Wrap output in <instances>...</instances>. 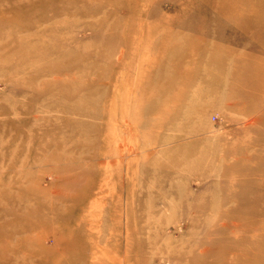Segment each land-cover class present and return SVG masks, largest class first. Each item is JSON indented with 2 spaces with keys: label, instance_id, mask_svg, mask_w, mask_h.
Listing matches in <instances>:
<instances>
[{
  "label": "rangeland",
  "instance_id": "obj_1",
  "mask_svg": "<svg viewBox=\"0 0 264 264\" xmlns=\"http://www.w3.org/2000/svg\"><path fill=\"white\" fill-rule=\"evenodd\" d=\"M260 115L264 0H0L4 179L66 174L70 155L94 187L78 194L81 241L47 264H264ZM33 172L27 185H47ZM13 198L0 264H41L9 213L41 201ZM44 229L30 235L50 248Z\"/></svg>",
  "mask_w": 264,
  "mask_h": 264
},
{
  "label": "bare ground",
  "instance_id": "obj_2",
  "mask_svg": "<svg viewBox=\"0 0 264 264\" xmlns=\"http://www.w3.org/2000/svg\"><path fill=\"white\" fill-rule=\"evenodd\" d=\"M238 5L239 4H230L228 8L236 9ZM221 9L224 10L225 8H221ZM251 91L253 92L255 90L252 89ZM251 91L248 92L249 93L248 96L252 94ZM258 118L264 119V116L260 115L258 116ZM27 155L28 156L26 157V161L28 162V160L32 158V155L29 154ZM34 157L35 156L33 155V158ZM69 158H71L70 155H68L67 157L64 156V158H62L66 160L67 163L71 164V166L67 168L68 173L66 174H62V172L66 169L63 168L61 169L59 166H51V167L49 166L43 169L32 170V166L30 165L29 167L19 168L17 171L18 177H15L14 175L16 173H11L13 172L11 170L10 176L4 179L3 177L4 176L3 174L5 173L4 168L3 169L0 168V197L2 198L8 197L9 200L15 201L14 199L16 198L13 197L36 195L40 199L39 201H41V203L38 206H35L33 209L27 210L26 212L23 213H15L12 211L9 212L11 213L12 217L14 216L13 218H15V224L21 223L20 228L22 229L23 234L20 235V238L18 239L19 243H23V244L27 242L32 243L33 244L31 245L32 250H30V252L31 253L41 252L43 254L42 259H44V261L41 264L49 263L50 261L49 256L53 255L54 253L53 251L55 250L58 251L54 255V257L60 254L62 251L73 250L75 246L79 244L83 236L81 228L77 227L76 224L77 222L73 223L74 215L77 214L75 208H78V206L80 205L79 202L82 201V199L79 198L78 194L81 193L80 196L85 200H87L89 199L88 197L90 195H93L94 187L91 185V183H89L88 185H83L84 183L81 182L82 180L81 174L85 175L83 169L79 168L80 164L74 163ZM213 164L214 163H212L211 166H215ZM33 171L35 172L38 171L39 173L46 172V174H48L49 177V180L46 183L47 185L42 184L43 177L42 178L40 177L39 180L40 184L36 186L33 185V187L27 185L26 184L27 180L32 179L34 176ZM63 182L72 185H78V183H81L82 188H79V191L75 192L74 196L70 194L64 195L59 193L60 186L63 184ZM14 190L16 191L15 195L13 194ZM59 197L62 198L65 197L70 200H73L74 204H71L67 208L62 209L60 208L59 203H57V199H59V202L61 203L63 202V200H61ZM21 200L22 198H20V201ZM26 204L24 203V206ZM9 221L12 220L9 219L8 222ZM51 223H54L56 228H52V229L48 228ZM81 226L83 225L81 224ZM34 228H41L42 230L46 228V230L44 229V231H46L45 235L42 238L44 239V241L51 238L55 244L49 248L43 243V240H38L39 237L32 238V236L30 235V231L34 230ZM90 228H92V225L90 226ZM60 232H62L61 234L62 236L58 237L57 233ZM84 240L85 239L82 240L83 243L85 242ZM87 252H88V248L86 247L81 253H87ZM77 256L79 255L73 252L70 253L69 258H71L72 261H76V260L79 261L81 259V255L80 258H78ZM53 260L56 261V258Z\"/></svg>",
  "mask_w": 264,
  "mask_h": 264
}]
</instances>
